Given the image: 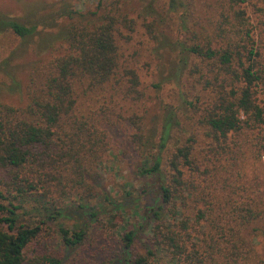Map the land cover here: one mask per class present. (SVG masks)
Segmentation results:
<instances>
[{"label": "trees", "instance_id": "trees-1", "mask_svg": "<svg viewBox=\"0 0 264 264\" xmlns=\"http://www.w3.org/2000/svg\"><path fill=\"white\" fill-rule=\"evenodd\" d=\"M151 1L153 5L138 15L143 18L142 28L148 39L157 42L164 38L170 22L166 19L161 23L154 4L159 0ZM174 2L166 13L176 11ZM239 3L244 4V0ZM239 3L229 0L228 18L223 15L226 7L221 8L210 36L197 37L190 43L177 42L175 48L181 63L178 76L195 75V86L198 82L213 89L215 100L208 112L207 106L199 115L195 126L206 128L215 142L238 133L243 124L250 127L264 123V107L258 102L264 88V59L253 35L255 27ZM121 5L122 0H99L96 12L82 15L70 2H63L58 10L65 23L57 34L62 54L29 75L23 108L0 103V264H24L26 248L42 226L63 217L66 201L77 202L73 208L77 212L88 209L87 199L93 200L91 218L113 204L109 193L105 189L95 191L93 183L100 157L110 149L109 133L103 126L112 121L108 112L116 98L133 103L142 98L136 72L124 66L119 53V40L128 42L136 29L135 20L127 17ZM186 25L187 21L180 19L182 32H188ZM6 30L21 40L36 32L35 27L0 17V33ZM99 96L107 100L105 105H99ZM95 98L96 102L91 103ZM84 102L90 104L83 108ZM184 106V112L194 109L195 101L185 99ZM182 115L174 111L166 116L158 141L151 129H145L142 117L131 115L127 120L132 130L130 145L141 157L150 159L140 174L156 182L159 203L151 210L155 222L151 240L156 242L159 235L158 250L164 252V256L158 255L152 247L146 256H137L134 264H212L210 257L216 254L206 243L198 248L204 243L201 239L195 244L189 241L190 232H195L198 224L191 220L186 202V195L195 194L184 178V169L196 167L192 137L164 158L173 132L177 130L179 138L186 132H179L182 125L177 118ZM76 193L82 196H74ZM33 197L39 204L27 210L25 204ZM23 216L35 219L24 223L20 219ZM239 220L242 231L253 232V221L258 223L262 217L251 213ZM57 233L68 248L81 245L86 236L81 228L71 230L59 224ZM133 241V232L125 231L124 249L128 250ZM240 245L250 253L245 240ZM45 261L60 264L54 257H46Z\"/></svg>", "mask_w": 264, "mask_h": 264}, {"label": "rangeland", "instance_id": "rangeland-1", "mask_svg": "<svg viewBox=\"0 0 264 264\" xmlns=\"http://www.w3.org/2000/svg\"><path fill=\"white\" fill-rule=\"evenodd\" d=\"M65 1L70 2L75 11L86 15L97 11L99 0H0V17L36 29L32 37L23 40L8 30L0 33L1 104L23 108L27 104L29 75L62 54L57 34L65 19L59 17L58 8ZM171 1L154 3L161 23L166 19L170 22L164 32L167 38L154 42L144 33L143 18L138 15L140 10L149 9L152 1L122 0L121 7L129 19L135 20L136 29L128 42L117 36L119 53L124 66L136 72L142 98L135 103L116 98L108 112L112 121L103 126L109 133L110 149L100 157L93 183L95 191L105 189L109 193L113 204L91 218L89 207L93 200L86 198L90 201L88 209L77 212L73 209L77 202L66 204V201L63 217L42 226L39 235L28 245L23 255L24 264H46V257H54L60 264H134L137 256H146V251L152 247L158 255L164 256V252L158 250L159 235L156 242L151 240V226L155 223L151 210L159 203L156 182L140 174L150 159L141 157L130 145L132 130L127 120L131 115L142 117L145 129H151L154 140L158 141L164 119L174 111L183 114L177 120L182 125L179 132L184 129L186 132L179 138L175 129L164 158L176 145L192 137L196 165L192 170L184 169L186 183L196 188V191L190 189L195 196L185 194L191 220L198 221L196 231L189 234V241L195 244L201 239L204 243L198 244V248L206 243L210 250H216L215 256L210 257L212 264H264V123L250 127L243 124L238 133L215 142L206 128L195 126L203 110L208 106L205 111L208 112L215 100L213 89L198 82L195 86V75L178 76L181 63L176 43H190L197 37L210 36L222 7H226L223 15L230 17L226 6L229 0H174L176 11L166 13ZM238 6L245 8L255 27L253 35L258 45L260 43L264 59V0H244V4ZM180 19L187 21V33L181 31ZM126 32L123 30L124 34ZM99 98V105H105L107 100ZM258 98L264 107V88ZM185 99H193L195 108L184 112ZM88 104L90 102H84L83 108ZM37 204L33 197L25 206L31 210ZM251 213L261 215L262 220L253 221V232L242 231L239 217L248 218ZM20 219L26 223L35 218L23 216ZM58 224L71 230H84V242L75 248L66 247L57 233ZM125 231L134 234L128 250L122 242ZM241 240H245L250 253L240 245Z\"/></svg>", "mask_w": 264, "mask_h": 264}]
</instances>
